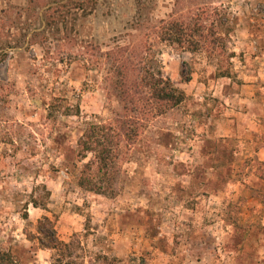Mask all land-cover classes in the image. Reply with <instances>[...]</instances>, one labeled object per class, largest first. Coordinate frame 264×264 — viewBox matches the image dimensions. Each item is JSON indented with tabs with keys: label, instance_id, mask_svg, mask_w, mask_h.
<instances>
[{
	"label": "rangeland",
	"instance_id": "374dc122",
	"mask_svg": "<svg viewBox=\"0 0 264 264\" xmlns=\"http://www.w3.org/2000/svg\"><path fill=\"white\" fill-rule=\"evenodd\" d=\"M157 69L174 107L144 97ZM125 115L113 192L80 187L87 122ZM263 148L264 0H0V264H264Z\"/></svg>",
	"mask_w": 264,
	"mask_h": 264
},
{
	"label": "trees",
	"instance_id": "16d2710c",
	"mask_svg": "<svg viewBox=\"0 0 264 264\" xmlns=\"http://www.w3.org/2000/svg\"><path fill=\"white\" fill-rule=\"evenodd\" d=\"M225 23L224 20L222 21L220 19V25L223 28ZM176 24L172 23L169 28L163 29L161 31L162 38L182 46L183 43L189 41L186 38L187 35H185L184 40H181L185 34V29ZM225 28L224 32L228 34L230 27ZM216 33V30H210L211 40L222 38L221 35H217L220 36L217 37ZM199 36L205 38L201 32H199ZM187 48L196 50L191 47ZM220 74L227 73L223 72ZM140 80L147 91V95L144 97L149 102L153 101L162 108L174 107L185 98V91L177 87L169 77L163 76L160 69H157L155 73L145 71ZM129 101L131 102V99ZM138 132L139 125L136 115H125L124 117L117 118L114 122H87L84 131L77 139L76 153L80 160H83L88 153H91L92 156L82 164L76 177V183L80 187L96 193H112L120 164L121 142L136 138ZM257 162L264 165V162ZM40 186L47 189L44 184ZM31 203L34 206L45 208V203H39L36 199H32ZM24 216L26 215L24 214ZM38 232L46 237L45 240L42 235L37 237L41 246L53 248L58 252L68 249L70 246L69 242L60 239L56 235L54 222L46 215L38 221ZM10 259L11 257L8 251H0V263L8 262Z\"/></svg>",
	"mask_w": 264,
	"mask_h": 264
},
{
	"label": "crops",
	"instance_id": "0c3cea01",
	"mask_svg": "<svg viewBox=\"0 0 264 264\" xmlns=\"http://www.w3.org/2000/svg\"><path fill=\"white\" fill-rule=\"evenodd\" d=\"M258 154H264V148L257 152Z\"/></svg>",
	"mask_w": 264,
	"mask_h": 264
}]
</instances>
